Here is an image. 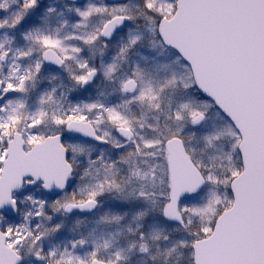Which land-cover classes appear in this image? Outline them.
<instances>
[{
    "label": "snow or ice",
    "instance_id": "6c2138e0",
    "mask_svg": "<svg viewBox=\"0 0 264 264\" xmlns=\"http://www.w3.org/2000/svg\"><path fill=\"white\" fill-rule=\"evenodd\" d=\"M63 8L0 0V264H264V0Z\"/></svg>",
    "mask_w": 264,
    "mask_h": 264
},
{
    "label": "rangeland",
    "instance_id": "374dc122",
    "mask_svg": "<svg viewBox=\"0 0 264 264\" xmlns=\"http://www.w3.org/2000/svg\"><path fill=\"white\" fill-rule=\"evenodd\" d=\"M51 5L53 8H56V9L59 7L58 3L56 2H52ZM35 195L37 196V198H42L44 194L37 192L35 193ZM109 206H117V205L105 204L100 209H98V211H103L104 207H109ZM94 218H95L94 213L86 217L84 216L83 218H81L79 215H72V214L63 216V217L57 215L55 217V220L56 222L62 221L63 227L58 233L49 237V239L44 242V247L47 249L48 247L54 244H61L62 246L63 241L67 239L76 238L80 233H86L89 229H91L94 226L92 224V220ZM77 219H80L81 221H83V223H81L79 227H77L75 223ZM97 233H99V228L97 229ZM81 254H83V250H81ZM25 264H32V258L31 257L26 258Z\"/></svg>",
    "mask_w": 264,
    "mask_h": 264
},
{
    "label": "flooded vegetation",
    "instance_id": "af4514ba",
    "mask_svg": "<svg viewBox=\"0 0 264 264\" xmlns=\"http://www.w3.org/2000/svg\"><path fill=\"white\" fill-rule=\"evenodd\" d=\"M52 2H56V3H58L59 7L57 8V11H64V8H63L62 4H64V3H68L66 0H42V6H43V5H47V6H51V7H52V5H51ZM52 22H53V23L55 22V18H53ZM16 43L19 44V43H22V41H20L19 38L17 37ZM5 70H6V69H5ZM5 215H6V214H5ZM72 215H79L81 218H83L84 216H85V217H86V216H89V215H84V216H83V215H80L79 213H74V214H72ZM90 215H91V214H90ZM6 217H7L9 220H15V219H16L15 215H13L12 217L6 215Z\"/></svg>",
    "mask_w": 264,
    "mask_h": 264
},
{
    "label": "water",
    "instance_id": "95a60500",
    "mask_svg": "<svg viewBox=\"0 0 264 264\" xmlns=\"http://www.w3.org/2000/svg\"><path fill=\"white\" fill-rule=\"evenodd\" d=\"M67 2H69V0H66ZM74 213V212H73ZM7 216H13V214H10V213H5ZM81 214H84V213H81ZM85 214H89V213H85Z\"/></svg>",
    "mask_w": 264,
    "mask_h": 264
}]
</instances>
